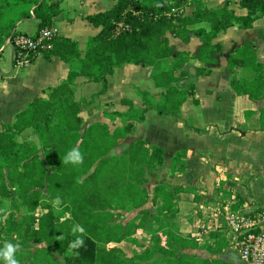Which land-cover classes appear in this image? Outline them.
Wrapping results in <instances>:
<instances>
[{"label": "trees", "instance_id": "16d2710c", "mask_svg": "<svg viewBox=\"0 0 264 264\" xmlns=\"http://www.w3.org/2000/svg\"><path fill=\"white\" fill-rule=\"evenodd\" d=\"M51 1L0 0V44L17 33L14 29L20 20L35 16L38 31L53 26L60 10ZM187 2L116 0L111 9L86 16L101 30L88 41L84 57L74 40L60 34L48 41L52 48L39 50L38 56H58L78 66H73L65 81L48 89L44 98H36L0 132V249L6 242L19 243L16 258L20 264H148L156 255L167 264H192V259L179 255L174 247L172 240L177 242L176 238L168 236L166 247L162 237L152 233L154 224L162 218L173 221L177 217L175 197L182 190L163 184L147 185V174L163 163L164 150L157 146L150 149L138 140L121 154H112L133 132L135 122L145 120L150 107L160 115L176 116L187 97L194 94V84L187 82L191 73L184 68L189 61L185 53L178 54L171 68L160 66L162 60L174 54L168 33L185 40L195 33L202 41L196 58L214 63L212 54L220 43L213 40L220 33L235 25L250 29L264 16V0H241L248 9L245 16L236 15L228 3L210 9L202 0L196 1L191 15H180ZM201 22L210 23V29L188 28ZM126 63L153 67L156 85L166 88L165 100L156 103L150 93L142 91V107L123 100L129 107L118 113L127 122L123 128L111 134L107 126L94 124L83 135L80 103L73 97L75 79L85 76L102 82L105 91L108 75ZM237 68H250L254 75L252 81L233 78L232 88L254 102L264 100V65L257 60L253 46L245 44L230 55V71ZM206 72L204 67L197 68L198 75ZM260 122L264 130V108L260 109ZM27 129L32 134L26 135ZM74 147L82 153L83 163L63 164L64 156ZM15 196L22 199L26 212L21 221H16L14 211L7 209V201ZM45 198L49 200L43 205ZM158 198L165 202L155 208ZM150 202L156 209L154 213L148 208ZM38 209L40 215L35 214ZM134 210L136 216L128 220L127 213ZM75 225L85 230L84 245L69 250V244L81 235H73ZM139 230L150 235L153 246H143L141 253L128 259L116 244L133 238ZM0 264L4 262L0 260Z\"/></svg>", "mask_w": 264, "mask_h": 264}, {"label": "crops", "instance_id": "0c3cea01", "mask_svg": "<svg viewBox=\"0 0 264 264\" xmlns=\"http://www.w3.org/2000/svg\"><path fill=\"white\" fill-rule=\"evenodd\" d=\"M196 1L188 0L180 15H191ZM202 1L210 9L228 3L236 15L248 13L241 0ZM53 3L60 10L53 18L57 34L74 40L84 57L88 41L101 30L86 16L111 9L116 0H53ZM210 26L201 22L188 28L210 29ZM38 28L39 21L32 16L20 20L14 31L35 34ZM167 36L174 54L162 60L160 66L171 68L178 54L185 53L184 58L189 61L184 68L191 73L187 82L194 84V94L187 97L176 116L160 115L155 107H150L145 120L135 122L133 132L112 154H121L127 145L138 140L146 142L150 149L157 146L164 150V161L149 170L147 185L163 184L182 190L175 197L177 217L173 221L162 218L154 224L152 233L162 237L163 246L168 247L167 237L172 236L177 239L172 243L179 255L192 259V264H245L229 247L226 213L228 209L244 213L264 210V130L260 122L264 100L254 102L232 88L233 78L252 81L254 72L250 68L231 72L229 57L237 48L249 44L264 65V16L250 29L235 25L220 33L213 40L220 43L212 54L214 63L196 58L202 41L195 33L188 40L172 33ZM73 66L78 63L71 65L58 56L47 59L41 55L27 67L15 66L14 47L9 38L5 39L0 44V132L36 98H44L48 89L65 81ZM199 67L208 72L198 75ZM153 72V67L126 63L108 75L105 91L102 82L78 76L72 90L74 100L80 103L81 133L84 135L94 124L107 126L111 134L123 128L127 122L118 113L129 109L123 100L142 107V91L150 93L156 103H162L166 88L156 85ZM25 134H32V130L27 129ZM164 202L158 198L154 207ZM148 208L152 213L156 210L151 202ZM136 214L135 210L127 213L128 220ZM135 236L116 244L128 259L134 258L138 245L153 246L147 232L139 230ZM146 263L167 264V261L156 255Z\"/></svg>", "mask_w": 264, "mask_h": 264}, {"label": "built area", "instance_id": "2783aa9c", "mask_svg": "<svg viewBox=\"0 0 264 264\" xmlns=\"http://www.w3.org/2000/svg\"><path fill=\"white\" fill-rule=\"evenodd\" d=\"M122 27V25H120ZM57 34L53 26L44 27L35 34L17 32L10 42L14 47V64L31 65L42 48ZM228 244L245 264H264V210L252 213L227 210Z\"/></svg>", "mask_w": 264, "mask_h": 264}, {"label": "clouds", "instance_id": "9594fccd", "mask_svg": "<svg viewBox=\"0 0 264 264\" xmlns=\"http://www.w3.org/2000/svg\"><path fill=\"white\" fill-rule=\"evenodd\" d=\"M63 164L67 165L71 164H82L83 163V155L80 152L78 147H74L71 149L63 158ZM59 198H57V201ZM55 203V202H54ZM84 228L80 225H75L72 228V233L75 235L79 232L81 235L77 236L74 241L69 244V250L78 249L83 247L84 240H83V233ZM62 238V237H61ZM20 251V244H13L11 242H6L4 247L0 249V260L4 262V264H20V261L16 258V253Z\"/></svg>", "mask_w": 264, "mask_h": 264}, {"label": "rangeland", "instance_id": "374dc122", "mask_svg": "<svg viewBox=\"0 0 264 264\" xmlns=\"http://www.w3.org/2000/svg\"><path fill=\"white\" fill-rule=\"evenodd\" d=\"M48 200H49L48 198H45L43 205H46V203H48ZM7 209H12L14 211L16 221H21L26 214L25 210L22 208V199L17 196H15V198L13 197L9 198V200L7 201ZM35 214L40 215V210L38 209ZM141 245L140 246L138 245L136 247L137 249L135 250V254L141 253L144 250L143 246H145V244H141ZM117 256L119 257L120 255L118 254ZM116 264H121V262L118 261L116 262Z\"/></svg>", "mask_w": 264, "mask_h": 264}]
</instances>
